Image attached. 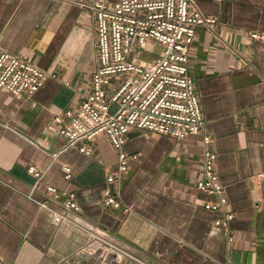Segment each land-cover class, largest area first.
I'll return each instance as SVG.
<instances>
[{"label":"crops","instance_id":"crops-1","mask_svg":"<svg viewBox=\"0 0 264 264\" xmlns=\"http://www.w3.org/2000/svg\"><path fill=\"white\" fill-rule=\"evenodd\" d=\"M193 1L218 19L196 28L188 72L233 212L228 228L214 224L220 213L203 208L213 198L195 187L201 134L133 128L123 150L137 157L113 182L118 155L105 135L85 142L90 154L79 143L64 147L52 119L89 90L97 61L90 13L78 0H0V49L54 73L33 94L0 90V264H98L87 246L93 234L146 264H264V41L250 37L264 32V0ZM107 187L120 207L105 205ZM70 192L79 211L63 205ZM51 210L71 220L55 223Z\"/></svg>","mask_w":264,"mask_h":264},{"label":"built area","instance_id":"built-area-1","mask_svg":"<svg viewBox=\"0 0 264 264\" xmlns=\"http://www.w3.org/2000/svg\"><path fill=\"white\" fill-rule=\"evenodd\" d=\"M90 13L97 33V61L91 73L90 87L76 108H68L52 119V128L65 139L64 147L80 144L79 150L90 154L86 143L105 135L117 152L118 163L107 181L119 180L129 170V160L136 154L123 150L133 128L147 129L174 139L202 135V165L195 180L200 192L211 196L203 208L219 212L216 226L228 228L233 212L229 209L224 186L216 170L217 154L212 138L204 129V119L195 81L188 72L189 48L196 28L212 29L218 23L214 16L203 13L193 0H78ZM252 39L264 41V32H250ZM150 47L160 53L150 59L141 55ZM150 51V52H152ZM53 72L0 49V90L13 94H33ZM86 142V143H85ZM64 177L71 168L63 166ZM28 171L40 172L34 165ZM49 198L57 196V187L48 185ZM105 205L120 207L110 188L104 190ZM49 208L47 200L39 203ZM66 211H79L75 194L64 200ZM50 209V208H49ZM67 212L51 210L52 221L71 220ZM233 237H228V243ZM87 246L98 264H121L128 257L146 264L118 244L93 234Z\"/></svg>","mask_w":264,"mask_h":264},{"label":"rangeland","instance_id":"rangeland-1","mask_svg":"<svg viewBox=\"0 0 264 264\" xmlns=\"http://www.w3.org/2000/svg\"><path fill=\"white\" fill-rule=\"evenodd\" d=\"M146 49L147 50H143V53H142L141 56L143 58H145V59H150V58H152L154 56L159 55L161 47L160 46H157L156 49H154V51H152L149 46ZM150 51H152V52H150Z\"/></svg>","mask_w":264,"mask_h":264},{"label":"water","instance_id":"water-1","mask_svg":"<svg viewBox=\"0 0 264 264\" xmlns=\"http://www.w3.org/2000/svg\"><path fill=\"white\" fill-rule=\"evenodd\" d=\"M263 224H264V218H263Z\"/></svg>","mask_w":264,"mask_h":264}]
</instances>
